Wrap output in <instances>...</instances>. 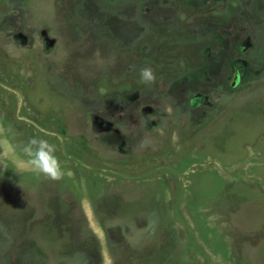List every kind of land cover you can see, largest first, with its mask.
I'll return each mask as SVG.
<instances>
[{"label": "rangeland", "instance_id": "rangeland-1", "mask_svg": "<svg viewBox=\"0 0 264 264\" xmlns=\"http://www.w3.org/2000/svg\"><path fill=\"white\" fill-rule=\"evenodd\" d=\"M0 131L71 172L0 162V264H264V0H0Z\"/></svg>", "mask_w": 264, "mask_h": 264}, {"label": "clouds", "instance_id": "clouds-1", "mask_svg": "<svg viewBox=\"0 0 264 264\" xmlns=\"http://www.w3.org/2000/svg\"><path fill=\"white\" fill-rule=\"evenodd\" d=\"M140 81L145 85L154 84L156 76L151 67L139 69ZM10 160L15 173L31 172L50 181H60L65 173L59 158L56 156L55 146L46 139L30 137L23 146L14 145L10 142L7 134L0 131V162Z\"/></svg>", "mask_w": 264, "mask_h": 264}]
</instances>
